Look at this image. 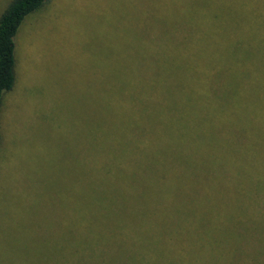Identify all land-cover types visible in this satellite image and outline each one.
<instances>
[{
	"label": "trees",
	"instance_id": "obj_1",
	"mask_svg": "<svg viewBox=\"0 0 264 264\" xmlns=\"http://www.w3.org/2000/svg\"><path fill=\"white\" fill-rule=\"evenodd\" d=\"M47 1L0 15V108L19 27ZM156 11L123 49L115 35L112 78L77 100L78 175L44 264H264V0Z\"/></svg>",
	"mask_w": 264,
	"mask_h": 264
},
{
	"label": "rangeland",
	"instance_id": "obj_2",
	"mask_svg": "<svg viewBox=\"0 0 264 264\" xmlns=\"http://www.w3.org/2000/svg\"><path fill=\"white\" fill-rule=\"evenodd\" d=\"M159 1L48 0L19 27L0 108V264H44L47 228L66 209L63 180L78 175L77 100L110 81L115 35L123 49L130 19L139 31Z\"/></svg>",
	"mask_w": 264,
	"mask_h": 264
}]
</instances>
